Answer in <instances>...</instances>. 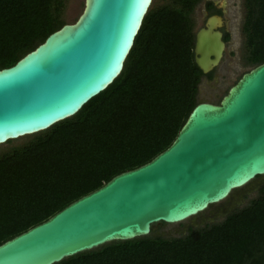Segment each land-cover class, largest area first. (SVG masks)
<instances>
[{"label":"water","instance_id":"water-1","mask_svg":"<svg viewBox=\"0 0 264 264\" xmlns=\"http://www.w3.org/2000/svg\"><path fill=\"white\" fill-rule=\"evenodd\" d=\"M151 1L83 0L73 23L0 69V145L72 117L110 85ZM221 22L210 16L194 35L193 62L203 75L220 63ZM262 176L264 64L243 73L217 104L197 101L172 143L149 162L0 244V264H56L150 236L152 225L189 220Z\"/></svg>","mask_w":264,"mask_h":264},{"label":"trees","instance_id":"trees-1","mask_svg":"<svg viewBox=\"0 0 264 264\" xmlns=\"http://www.w3.org/2000/svg\"><path fill=\"white\" fill-rule=\"evenodd\" d=\"M201 1L152 0L110 85L72 117L0 154V244L172 143L201 78L212 73L193 62L191 15ZM242 4L244 60L253 68L264 64V0ZM63 8L64 0H0V69L65 24ZM205 8L218 13L210 2ZM56 264H264V185L245 206L182 236L111 242Z\"/></svg>","mask_w":264,"mask_h":264},{"label":"rangeland","instance_id":"rangeland-1","mask_svg":"<svg viewBox=\"0 0 264 264\" xmlns=\"http://www.w3.org/2000/svg\"><path fill=\"white\" fill-rule=\"evenodd\" d=\"M155 5H167L169 0H153ZM243 0H202L198 3L191 15L192 33L194 34L201 26L206 17L205 2H210L214 6L221 7L220 13L224 22V29L228 33V40L224 45L222 57L217 67L210 72V79L201 78L197 86L196 100L217 104L227 90L236 83L239 77L249 71L252 67L245 64V49L243 46V36L241 34V23L243 18ZM83 0H64V8L61 20L65 24H71L81 13ZM29 136L22 137L0 145V154L10 148L18 147L27 142ZM264 185V176L253 179L246 186L236 189L223 201L208 207L195 217L184 222L172 225L155 224L151 226L150 236H160L163 238L178 237L185 234L188 226L200 227L203 220L214 223L220 221L225 215H218L212 218L215 213L224 211L236 205L238 208L245 206L249 200L253 199L258 191L259 185Z\"/></svg>","mask_w":264,"mask_h":264},{"label":"flooded vegetation","instance_id":"flooded-vegetation-1","mask_svg":"<svg viewBox=\"0 0 264 264\" xmlns=\"http://www.w3.org/2000/svg\"><path fill=\"white\" fill-rule=\"evenodd\" d=\"M213 5V4H212ZM213 7H214V9L215 10H217L218 11V13H212V14H209V12L206 10V8H205V6H204V8H205V14H206V17H205V19H204V21H203V23H202V26L200 27V28H203V26H204V22H205V20L208 18V17H210V16H213V15H217V16H220L221 17V19H222V16H221V13H220V9H221V7H218V6H214L213 5ZM199 28V29H200ZM198 29V30H199ZM197 30V31H198ZM196 31V32H197ZM218 31L221 33V41L224 43V45H225V43H226V41L228 40V33H227V31H225V29H224V22H223V19H222V22H221V27L218 29ZM195 32V33H196ZM195 33H194V35H195ZM227 35V40L226 41H224V36H226ZM207 103H210V102H207ZM212 104V103H211ZM262 185L260 184L258 187H257V191H258V189L261 187ZM237 209H239L236 205H234L233 207H231V208H228V209H225L224 211H222V212H219V213H215L214 214V216L212 217V218H215L216 216H218V215H226V214H229V213H231V212H233L234 210H237ZM208 221H209V219H207ZM207 220H203V221H205V222H203V224L200 226V227H203L204 225H207V224H212V223H210V222H207ZM216 222H218V221H216ZM189 227H192V226H188L186 229H185V233H186V231L188 230V228ZM192 228H197V227H192ZM151 231H152V229L150 228V233H151ZM182 236V235H181ZM153 237H160V236H153ZM179 237V236H178Z\"/></svg>","mask_w":264,"mask_h":264}]
</instances>
